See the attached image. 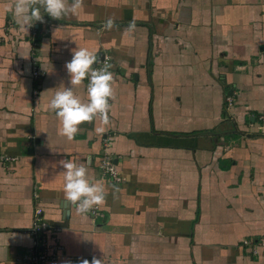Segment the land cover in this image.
I'll return each instance as SVG.
<instances>
[{
  "label": "crops",
  "instance_id": "0c3cea01",
  "mask_svg": "<svg viewBox=\"0 0 264 264\" xmlns=\"http://www.w3.org/2000/svg\"><path fill=\"white\" fill-rule=\"evenodd\" d=\"M13 3L0 0V154L13 159L0 165V264H29L36 207L60 229L46 264H264V247L242 245L264 236V0H84L60 21L41 9L26 33ZM77 48L110 59L115 99L103 134L94 121L69 142L48 105L71 87ZM87 84L74 88L84 102ZM105 154L120 184L102 178ZM89 159L107 189L96 219L64 209L60 162Z\"/></svg>",
  "mask_w": 264,
  "mask_h": 264
},
{
  "label": "clouds",
  "instance_id": "9594fccd",
  "mask_svg": "<svg viewBox=\"0 0 264 264\" xmlns=\"http://www.w3.org/2000/svg\"><path fill=\"white\" fill-rule=\"evenodd\" d=\"M84 0H14L8 6L21 31L27 32L37 21L43 22L44 13L55 20H62L83 9ZM118 27L114 18L109 17L103 24L104 30ZM136 30L134 22H129L124 28L125 34L130 38ZM98 61L97 55L87 48H77L72 52V59L65 67L70 76V88H62L55 92L49 102L48 108L55 113L59 122V134L72 142L82 131V124H91L99 121L96 131L103 134L110 125V100L115 99L113 85L114 73L110 70L113 64L105 62L99 69L93 67ZM88 80V100L84 102L75 92V87H84ZM64 168L65 211L71 215V208L75 206L78 215L85 216L94 208L106 203L107 189L103 180L93 181L88 175L91 160L86 163H75L71 160L61 161ZM119 191L113 186L112 193ZM70 264V262H69ZM80 264H89L82 259ZM91 264H103L102 259L93 257Z\"/></svg>",
  "mask_w": 264,
  "mask_h": 264
},
{
  "label": "built area",
  "instance_id": "2783aa9c",
  "mask_svg": "<svg viewBox=\"0 0 264 264\" xmlns=\"http://www.w3.org/2000/svg\"><path fill=\"white\" fill-rule=\"evenodd\" d=\"M105 62L110 63V59L104 57L102 61L96 65L97 69L101 68ZM32 78L37 80L42 76L41 71L36 63L32 64ZM227 103L230 104L231 99H226ZM264 120V117L262 118ZM8 157L0 154V165L5 161H12ZM101 176L108 182L120 184L122 178L119 176L115 165L113 164L112 158L105 154L99 164ZM37 194L34 196L37 199ZM92 219L101 217V213L98 208H94L88 212ZM60 229L57 227H51L43 218L42 210L38 207L34 210V218L31 227V234L34 236V248L26 257L29 264H46L50 261L56 260L62 250L57 234ZM242 245L246 247L249 252L253 255L258 254V250L264 247V236L257 239H245L242 241Z\"/></svg>",
  "mask_w": 264,
  "mask_h": 264
}]
</instances>
